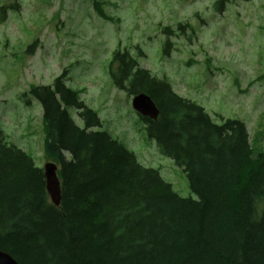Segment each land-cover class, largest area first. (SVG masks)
Listing matches in <instances>:
<instances>
[{
    "label": "trees",
    "instance_id": "16d2710c",
    "mask_svg": "<svg viewBox=\"0 0 264 264\" xmlns=\"http://www.w3.org/2000/svg\"><path fill=\"white\" fill-rule=\"evenodd\" d=\"M108 70L117 89L151 98L157 119L139 120L196 200L96 130L97 113L62 73L30 88L44 157L58 167L60 204L50 202L42 169L0 127V250L19 264H264V150L254 149L245 124L214 122L126 50L113 52Z\"/></svg>",
    "mask_w": 264,
    "mask_h": 264
},
{
    "label": "rangeland",
    "instance_id": "374dc122",
    "mask_svg": "<svg viewBox=\"0 0 264 264\" xmlns=\"http://www.w3.org/2000/svg\"><path fill=\"white\" fill-rule=\"evenodd\" d=\"M116 50L128 51L214 122H244L254 149L264 150V0H0L5 141L38 168L49 162L30 88L50 86L64 73L66 85L97 113L96 130L122 142L180 197L196 200L181 168L147 137L131 97L114 87L108 67Z\"/></svg>",
    "mask_w": 264,
    "mask_h": 264
},
{
    "label": "water",
    "instance_id": "95a60500",
    "mask_svg": "<svg viewBox=\"0 0 264 264\" xmlns=\"http://www.w3.org/2000/svg\"><path fill=\"white\" fill-rule=\"evenodd\" d=\"M132 109L141 117L156 120L158 110L149 96L140 93L134 95L131 100ZM57 166L46 163L43 167L45 188L52 204L56 207L60 204V182L57 177ZM0 264H19L8 253L0 250Z\"/></svg>",
    "mask_w": 264,
    "mask_h": 264
},
{
    "label": "bare ground",
    "instance_id": "6f19581e",
    "mask_svg": "<svg viewBox=\"0 0 264 264\" xmlns=\"http://www.w3.org/2000/svg\"><path fill=\"white\" fill-rule=\"evenodd\" d=\"M48 195V194H47ZM49 197V196H48Z\"/></svg>",
    "mask_w": 264,
    "mask_h": 264
}]
</instances>
